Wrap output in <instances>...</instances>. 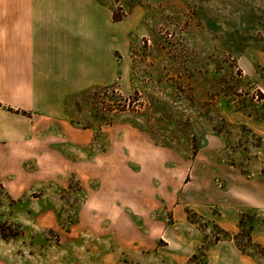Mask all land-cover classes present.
<instances>
[{
    "label": "crops",
    "instance_id": "1",
    "mask_svg": "<svg viewBox=\"0 0 264 264\" xmlns=\"http://www.w3.org/2000/svg\"><path fill=\"white\" fill-rule=\"evenodd\" d=\"M129 20L82 0H0V187L22 205L17 218L30 214L36 226L13 241L0 231V264H191L203 245L204 264H260L235 236L245 230L264 247V152L253 176H225L222 190L193 185L169 221L145 189L167 160L153 166L152 151L136 147L146 131L94 114L98 91L118 79L125 92L134 88ZM258 131L264 140V126ZM73 180L94 196H63ZM125 186L129 195L120 194ZM71 203H85L102 227L46 242Z\"/></svg>",
    "mask_w": 264,
    "mask_h": 264
},
{
    "label": "rangeland",
    "instance_id": "2",
    "mask_svg": "<svg viewBox=\"0 0 264 264\" xmlns=\"http://www.w3.org/2000/svg\"><path fill=\"white\" fill-rule=\"evenodd\" d=\"M82 2L109 5L115 20L130 19V92H140L142 101L133 109L110 113L99 105L100 90L93 112L108 123L120 119L146 131L136 147L152 151L153 166L167 160L166 170L150 172L154 180L145 188L153 195L151 205L157 213L167 212L171 221L174 206L192 200L193 185L201 192L208 183L222 190L225 176L239 171L253 176L259 170L264 152L258 131L264 126V0ZM94 190L73 180L63 196L88 200ZM127 190L119 189L121 195H129ZM131 205L143 206L138 201ZM85 207L65 204L64 218L48 231L46 242L63 244L65 232L75 230L90 238L85 230L101 228L103 221L86 213ZM22 208L0 187V231L6 241L22 239L25 231L36 227L30 214L17 218ZM245 215L248 224L255 210ZM96 238L91 237V243ZM241 241L264 264V249L251 248L246 237ZM191 264H204V258Z\"/></svg>",
    "mask_w": 264,
    "mask_h": 264
},
{
    "label": "built area",
    "instance_id": "3",
    "mask_svg": "<svg viewBox=\"0 0 264 264\" xmlns=\"http://www.w3.org/2000/svg\"><path fill=\"white\" fill-rule=\"evenodd\" d=\"M140 92H124L120 80L101 90L99 105L103 111L110 113L133 109L142 101ZM137 105V106H136Z\"/></svg>",
    "mask_w": 264,
    "mask_h": 264
},
{
    "label": "trees",
    "instance_id": "4",
    "mask_svg": "<svg viewBox=\"0 0 264 264\" xmlns=\"http://www.w3.org/2000/svg\"><path fill=\"white\" fill-rule=\"evenodd\" d=\"M243 237H246L247 240L250 242L251 248H254L253 246H255V247H260V248L264 249V247H262V246H260V245H257V244H255V243H253V242L251 241V238H250L249 232H246V231L244 230L240 235L235 236V241H236L237 245H238L243 251H247V252H251V253H253L251 250L247 249V246H245V245L242 243L241 240H242ZM219 238H220V236L217 235V236H216V239H219ZM204 249H205V246L203 245V246L201 247V249L199 250V255H201V256L205 255ZM199 255H198V254L195 255L194 258H196V257L199 256Z\"/></svg>",
    "mask_w": 264,
    "mask_h": 264
}]
</instances>
